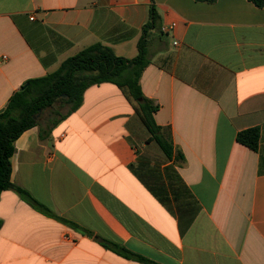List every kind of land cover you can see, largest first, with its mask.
I'll return each instance as SVG.
<instances>
[{
    "label": "crops",
    "instance_id": "0c3cea01",
    "mask_svg": "<svg viewBox=\"0 0 264 264\" xmlns=\"http://www.w3.org/2000/svg\"><path fill=\"white\" fill-rule=\"evenodd\" d=\"M152 5L159 20L140 84L159 106L155 121L170 132L173 158L148 140L120 88L89 87L45 139L35 126L15 141L13 183L56 217L3 191L0 264H142L104 242L156 264H264V6L0 0V111L29 79L94 43L136 57ZM253 127L258 151L236 139Z\"/></svg>",
    "mask_w": 264,
    "mask_h": 264
},
{
    "label": "trees",
    "instance_id": "16d2710c",
    "mask_svg": "<svg viewBox=\"0 0 264 264\" xmlns=\"http://www.w3.org/2000/svg\"><path fill=\"white\" fill-rule=\"evenodd\" d=\"M197 1L213 3L216 0ZM250 1L258 7L264 6V0ZM158 20V13L152 5L149 21L143 27L142 36L138 41L136 57L131 59L120 57L111 47L94 43L65 59L55 71L29 79L11 96L5 109L0 112V195L3 191L14 190L33 208L55 216L26 189L13 183L11 158L15 153V141L25 131L35 126H39L40 137L45 139L55 126L83 104L85 91L93 85L112 83L120 88L135 104L137 114L151 135L148 140L156 141L165 155L169 159L173 158L174 147L170 132H166V129L155 121V113L159 106L143 94L140 84L142 74L151 62L149 33L157 28ZM57 103L68 106V111L65 114L56 112L49 115L45 127H42V115ZM236 139L237 142L258 151L261 129L253 127L240 131ZM175 160H184L183 154L177 152ZM63 221L75 227L69 221ZM103 244L107 249L127 259L142 264H156L119 244L112 242Z\"/></svg>",
    "mask_w": 264,
    "mask_h": 264
},
{
    "label": "rangeland",
    "instance_id": "374dc122",
    "mask_svg": "<svg viewBox=\"0 0 264 264\" xmlns=\"http://www.w3.org/2000/svg\"><path fill=\"white\" fill-rule=\"evenodd\" d=\"M67 109H68V106H63V105H60V103H57L56 105H54V107L52 109H47L44 112L42 118H46L48 113L53 112V110L57 111L58 113H64V112H66ZM55 117H58V116L55 115ZM144 155H147V157L153 159L154 161H159V160L162 161L163 160V155L158 150H149Z\"/></svg>",
    "mask_w": 264,
    "mask_h": 264
},
{
    "label": "built area",
    "instance_id": "2783aa9c",
    "mask_svg": "<svg viewBox=\"0 0 264 264\" xmlns=\"http://www.w3.org/2000/svg\"><path fill=\"white\" fill-rule=\"evenodd\" d=\"M4 59L6 58V57H3Z\"/></svg>",
    "mask_w": 264,
    "mask_h": 264
},
{
    "label": "water",
    "instance_id": "95a60500",
    "mask_svg": "<svg viewBox=\"0 0 264 264\" xmlns=\"http://www.w3.org/2000/svg\"><path fill=\"white\" fill-rule=\"evenodd\" d=\"M0 112H2V111H0Z\"/></svg>",
    "mask_w": 264,
    "mask_h": 264
}]
</instances>
